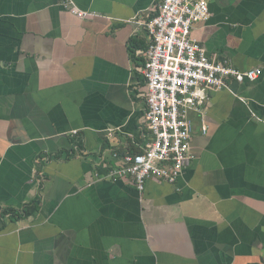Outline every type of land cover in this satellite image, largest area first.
I'll return each instance as SVG.
<instances>
[{"label": "crops", "instance_id": "obj_1", "mask_svg": "<svg viewBox=\"0 0 264 264\" xmlns=\"http://www.w3.org/2000/svg\"><path fill=\"white\" fill-rule=\"evenodd\" d=\"M63 1L0 0V208L39 199L0 221V264H264V0H208L193 36L262 74L211 92L191 114L192 164L144 189L96 173L110 148L142 151L131 48L157 0H75L88 18Z\"/></svg>", "mask_w": 264, "mask_h": 264}, {"label": "built area", "instance_id": "obj_2", "mask_svg": "<svg viewBox=\"0 0 264 264\" xmlns=\"http://www.w3.org/2000/svg\"><path fill=\"white\" fill-rule=\"evenodd\" d=\"M63 5L81 18L94 15L75 0H64ZM210 16L208 0H157L153 9L137 16V32L146 41L136 67L147 87L139 122L142 142H137L142 151L120 156L118 148H110L117 163L113 167L106 163L108 173L97 172V177L132 178L140 189L152 176L175 182L195 157L191 114L205 113L211 92L262 74V68L241 71L229 60L209 54L193 29ZM207 130L204 122V133Z\"/></svg>", "mask_w": 264, "mask_h": 264}, {"label": "trees", "instance_id": "obj_3", "mask_svg": "<svg viewBox=\"0 0 264 264\" xmlns=\"http://www.w3.org/2000/svg\"><path fill=\"white\" fill-rule=\"evenodd\" d=\"M139 46L146 48V42L144 40L134 39L132 42V48H131L132 55L134 58H135L134 48H137ZM75 143H76V145L79 146V148L84 147L82 139H77V142L75 141ZM125 149H126L127 153L128 152L129 153H136V152L141 151L134 146L132 148H125ZM119 152L121 153V151H119ZM38 207H39V199L28 203L27 205H25L21 209H12V208L3 209V208H0V221H2V224H4L6 222V218H8V217L11 218L12 220H15L19 217L20 218L29 217L30 215L34 214L37 211Z\"/></svg>", "mask_w": 264, "mask_h": 264}, {"label": "bare ground", "instance_id": "obj_4", "mask_svg": "<svg viewBox=\"0 0 264 264\" xmlns=\"http://www.w3.org/2000/svg\"><path fill=\"white\" fill-rule=\"evenodd\" d=\"M192 164V163H191ZM113 167V166H112ZM108 172V171H107ZM147 183V182H146Z\"/></svg>", "mask_w": 264, "mask_h": 264}]
</instances>
